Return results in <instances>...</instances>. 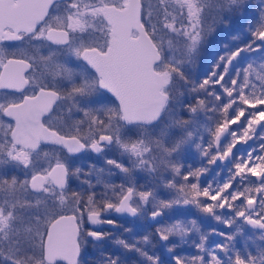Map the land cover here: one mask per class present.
Returning a JSON list of instances; mask_svg holds the SVG:
<instances>
[{
  "label": "snow or ice",
  "instance_id": "6c2138e0",
  "mask_svg": "<svg viewBox=\"0 0 264 264\" xmlns=\"http://www.w3.org/2000/svg\"><path fill=\"white\" fill-rule=\"evenodd\" d=\"M113 147L131 168L107 158ZM193 150L197 167L181 162ZM84 153L104 166L77 165ZM137 169L153 183L138 186ZM181 206L229 231L158 219ZM110 213L158 224L167 256L150 233L109 251ZM192 231L185 256L170 238ZM59 261L264 264V0H0V264Z\"/></svg>",
  "mask_w": 264,
  "mask_h": 264
},
{
  "label": "flooded vegetation",
  "instance_id": "af4514ba",
  "mask_svg": "<svg viewBox=\"0 0 264 264\" xmlns=\"http://www.w3.org/2000/svg\"><path fill=\"white\" fill-rule=\"evenodd\" d=\"M219 36L221 37V39H218L219 41L226 42L229 39V37L225 34L223 35L221 34ZM6 43H15V42H6ZM219 52H220V49L214 50L210 59L214 55H217ZM235 127L236 126H233V128ZM249 144H252L253 146H255L252 141H249ZM244 148H245V145L240 144V145H237V148L234 149V151H242ZM107 158L121 159V162H123L125 166L129 168L132 167L131 161L128 160L127 156L121 157V153L115 147H113L112 150L107 153ZM181 162L185 164H192L194 167H197L200 165L199 157L194 154V150L191 152H188L185 157H182ZM89 163H94L98 167H102L104 166V157H100L95 153H84L80 155L79 158L76 160V164L83 166L85 170H87ZM120 174L121 173L118 170L114 171V174L110 178V183L120 184L124 180L121 178ZM211 176L212 174H209L207 178L211 179ZM105 179L106 180L109 179L107 177V170L105 174ZM251 179L256 180V178H253V177ZM78 183L79 181L73 179L72 187L76 188ZM244 183L247 184L248 181H244ZM96 191L97 192L102 191V187H97ZM158 191L160 192L158 196L161 197V199L171 198V194L168 192V190L163 189L159 186ZM218 212L224 215L230 214V211L226 212L225 210H218ZM106 218L115 219L118 224L117 227H113L111 225L102 226L104 231L110 232L112 234V239L109 240L108 244L106 245L109 251H111V249L115 247L114 241L116 239L130 240L133 237H135L136 239L139 240L140 238H142L143 235L150 233L153 236L152 244L156 246L157 253L163 254L165 257L167 256V254L163 252V249L160 246L162 242H160L158 238L155 237V229L159 227V225L150 221L147 216L132 217L128 214L110 213L106 215ZM193 218L197 220V226L203 231H208L211 228H217V229H220L226 232L229 231V229L226 228V226L216 221L214 218L207 216L206 214L199 213L195 209L194 206H186V207L181 206L173 210H168L166 215L158 219H161L162 223L166 224L167 223L166 221L170 219H171L170 220V223H171L175 220H189ZM89 227H91V225H89ZM125 229H131V232H125L124 231ZM198 236H199V233L195 231L189 232L188 242L184 244L179 243V237H173L170 239H172L173 242L179 245L178 250L182 249L183 255L191 256V255L197 254L198 250L193 247V242L197 240ZM220 239L221 238L219 236L210 237V240L213 242H219ZM98 255L99 253L92 247V245H89L87 259L91 262L92 260L96 259ZM130 255L132 259L137 258L135 254H130ZM58 264H66V262L59 261Z\"/></svg>",
  "mask_w": 264,
  "mask_h": 264
},
{
  "label": "rangeland",
  "instance_id": "374dc122",
  "mask_svg": "<svg viewBox=\"0 0 264 264\" xmlns=\"http://www.w3.org/2000/svg\"><path fill=\"white\" fill-rule=\"evenodd\" d=\"M251 2L253 4L258 3V0H251ZM221 35V34H220ZM223 35V33H222ZM218 39H221L220 36H214V37H209L210 43L208 45H205L204 49L201 51L200 54V58L197 62V65L195 66L197 69L203 67V66H207L208 61L210 60V57L213 54V51L216 49H221V46L223 43H227L224 41H219ZM122 179H125V175L123 173L120 174ZM133 181H135L137 183L138 186H142L145 184H150L153 183L152 177L149 176V174L146 171H140V170H136L130 177ZM159 186L160 185H156V187L154 188V191H156L159 195ZM158 198L161 199V197L158 196ZM171 220V219H170ZM170 220L166 221L168 223H170Z\"/></svg>",
  "mask_w": 264,
  "mask_h": 264
},
{
  "label": "water",
  "instance_id": "95a60500",
  "mask_svg": "<svg viewBox=\"0 0 264 264\" xmlns=\"http://www.w3.org/2000/svg\"><path fill=\"white\" fill-rule=\"evenodd\" d=\"M253 178H255V177H253Z\"/></svg>",
  "mask_w": 264,
  "mask_h": 264
}]
</instances>
